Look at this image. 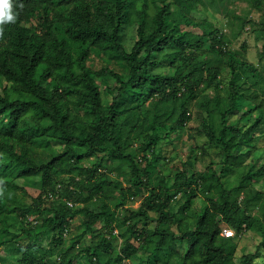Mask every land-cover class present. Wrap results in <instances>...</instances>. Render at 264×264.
<instances>
[{
	"label": "trees",
	"instance_id": "trees-1",
	"mask_svg": "<svg viewBox=\"0 0 264 264\" xmlns=\"http://www.w3.org/2000/svg\"><path fill=\"white\" fill-rule=\"evenodd\" d=\"M252 1L263 9L261 0ZM14 4L16 22L0 36V248L19 253V264H49V248L39 241L50 235L51 245L63 244L72 219L82 214L91 243L61 255L65 264L82 255L91 264L137 257L139 264H264V190L257 187L264 162L245 164L261 147L264 107L241 109L243 75L264 76L231 48L229 34L211 22L202 33L184 27L201 26L189 16L196 0ZM129 24L135 31L130 49L124 42ZM164 57L179 61L172 72L163 71ZM223 58L231 70L227 106L216 102L219 120L207 107L200 127L221 152L220 168L211 163L199 171L184 163L174 176L156 175L161 140L172 141L187 127L201 91L224 87ZM8 169L17 177L41 176L30 203L16 195L15 179L2 178ZM199 193L206 202L200 209L193 205ZM141 195L138 208L127 205L126 198ZM178 196L184 201L176 203ZM225 228L234 234L226 236ZM246 231L260 240L254 251L237 255ZM142 250L149 251L146 259Z\"/></svg>",
	"mask_w": 264,
	"mask_h": 264
},
{
	"label": "rangeland",
	"instance_id": "rangeland-1",
	"mask_svg": "<svg viewBox=\"0 0 264 264\" xmlns=\"http://www.w3.org/2000/svg\"><path fill=\"white\" fill-rule=\"evenodd\" d=\"M263 4V9H258L252 0H196V11L189 15L194 22L200 23L199 27H189L184 23L185 28L194 29L195 33H202L205 28L210 29V22L216 27L220 28L230 37L231 48L248 58V60L254 63L264 76V57L262 56V51L264 47V30L262 29V24L260 21L264 20V0H261ZM181 20H183L181 18ZM135 31L134 25L129 24L124 28V42L128 49H130L134 43ZM246 44V46H245ZM206 54H201L199 56V65H202ZM225 58L219 60L222 62L224 68L222 73V78L224 80V87L219 91L215 88H210L201 91L200 99L195 100L191 103L190 107L192 109L193 118L187 127L182 130L181 133H174L172 135V141L170 138L165 137L161 140V150L160 158L161 161L157 164V174L167 173L172 176L184 167V163L188 165L189 168L195 170H205L210 168L211 163L214 164L216 169L220 168V158L221 152L219 148L211 145L208 141L206 134L200 129L202 126V117L206 113L207 107L209 109H215L217 111L216 119L219 120L220 109L216 107V102L221 101L223 106H227V95L229 93V80L231 76V70ZM163 61V71L172 72L174 70L173 64H177L179 61H174L172 57H164ZM185 72H188L187 67L182 68ZM241 81L243 82L244 90V100L241 103V109L247 110L256 103H261L264 107V79L258 81L256 78H247L246 74L243 75ZM202 86V85H201ZM202 88V87H201ZM200 88V89H201ZM171 106H162L160 108L163 110L169 109ZM81 112V111H80ZM82 113V112H81ZM179 115L176 113L175 117ZM165 118V117H164ZM230 123H236L238 117L232 115L230 117ZM242 123V122H241ZM257 131L261 134L264 131V123H261ZM259 147L255 154L247 159L245 164L251 165L257 162H264V137L259 136ZM138 143H135L131 149H135ZM203 146L204 149L201 147ZM58 148H61L57 145ZM140 153V152H139ZM111 162L110 159L107 163ZM92 161H87L86 164H91ZM140 164L144 165V161ZM127 168L128 166H124ZM245 169V168H244ZM5 177L8 180L15 179L17 184L16 195L21 199L22 203H30L33 197L37 196L41 191V176H31V177H17L11 169L4 172ZM113 178H117L116 171L112 174ZM233 183H237L236 175H231ZM258 188L264 190V181H261L257 185ZM146 193V192H145ZM144 194V192H143ZM113 195H111L112 204ZM181 199V196L176 199L177 201ZM127 205L132 208H138L143 200V195L133 198H126ZM1 201V198H0ZM206 204L205 197L203 193L199 195L194 200V207L200 209ZM9 205H11L9 203ZM174 208V207H173ZM2 209L0 203V210ZM33 217H29L31 220ZM83 215L78 214L71 221L72 231L65 236V242L61 245H51V236L42 237L39 244L48 247L49 251L48 259L49 264H65V259L62 258L67 253L72 251L77 252V250L86 247L91 243L92 237L89 233L84 232ZM36 223V222H34ZM4 224L0 221V227ZM85 234V235H84ZM224 234L226 236L233 235L234 231L231 228H225ZM84 235L80 238V243L72 250L69 246L72 244V240ZM25 236V235H24ZM25 238H28L26 236ZM260 240V236L257 232L246 231L239 239V248L237 255H241L243 252L254 251ZM62 255V256H61ZM149 255V251L142 250L141 256L146 259ZM19 253L12 251L11 249L0 248V264H19L18 261ZM264 259V257L262 258ZM140 258L137 257L134 260H128L126 264H139ZM76 264H91L87 255H82Z\"/></svg>",
	"mask_w": 264,
	"mask_h": 264
},
{
	"label": "clouds",
	"instance_id": "clouds-1",
	"mask_svg": "<svg viewBox=\"0 0 264 264\" xmlns=\"http://www.w3.org/2000/svg\"><path fill=\"white\" fill-rule=\"evenodd\" d=\"M23 4H19V8L23 9ZM16 5L14 0H0V36L3 35L4 25L15 23L18 12L15 10ZM0 182H3L0 180ZM0 194H2V189H0Z\"/></svg>",
	"mask_w": 264,
	"mask_h": 264
}]
</instances>
